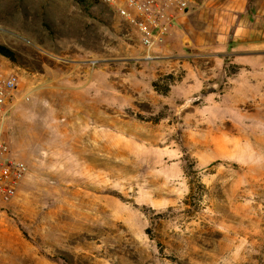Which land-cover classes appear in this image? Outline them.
Here are the masks:
<instances>
[{"label":"rangeland","instance_id":"obj_1","mask_svg":"<svg viewBox=\"0 0 264 264\" xmlns=\"http://www.w3.org/2000/svg\"><path fill=\"white\" fill-rule=\"evenodd\" d=\"M165 41L143 59L99 0H0L28 167L0 203V264H264V61L213 72Z\"/></svg>","mask_w":264,"mask_h":264},{"label":"crops","instance_id":"obj_2","mask_svg":"<svg viewBox=\"0 0 264 264\" xmlns=\"http://www.w3.org/2000/svg\"><path fill=\"white\" fill-rule=\"evenodd\" d=\"M162 51L185 59L199 54L213 72L227 62L262 64L264 0H194L176 14Z\"/></svg>","mask_w":264,"mask_h":264},{"label":"built area","instance_id":"obj_3","mask_svg":"<svg viewBox=\"0 0 264 264\" xmlns=\"http://www.w3.org/2000/svg\"><path fill=\"white\" fill-rule=\"evenodd\" d=\"M135 32L145 60L157 57L155 49L165 40L178 12L189 9L194 0H99ZM18 76L0 66V203L16 194L28 171L24 162L12 156L7 124L18 89Z\"/></svg>","mask_w":264,"mask_h":264},{"label":"trees","instance_id":"obj_4","mask_svg":"<svg viewBox=\"0 0 264 264\" xmlns=\"http://www.w3.org/2000/svg\"><path fill=\"white\" fill-rule=\"evenodd\" d=\"M73 1L76 2L83 10L88 11L90 5H92L94 3V1H96V0H73ZM0 54L4 55V56H6V57H8L10 59H12V57H13L12 53L9 50H7L6 48L2 47V46H0ZM163 79H166V81H167L166 82L167 84H166L165 87L159 88L158 84H157V80H154L151 85H152V88L156 92L165 95V94L168 93L170 84L172 82H174V79L172 78V75H170V74L165 75L163 77Z\"/></svg>","mask_w":264,"mask_h":264}]
</instances>
